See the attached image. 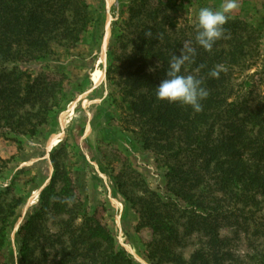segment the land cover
<instances>
[{
  "label": "rangeland",
  "instance_id": "rangeland-1",
  "mask_svg": "<svg viewBox=\"0 0 264 264\" xmlns=\"http://www.w3.org/2000/svg\"><path fill=\"white\" fill-rule=\"evenodd\" d=\"M80 1L86 6L88 24L78 43L53 46L44 59L6 66L22 89L34 81H48L54 96L47 102L50 110L37 113L26 129L0 133V221L7 217L0 222L4 231L0 264L19 263L18 232L38 208L40 195L56 172L49 210L36 223L38 239L32 243L41 264H87L83 257L87 253L95 254V264H102L112 250L125 252L134 264H191L195 255L208 251L201 233L186 235L180 227L178 239L167 241L152 228L166 210L159 200L170 198L166 168L143 147L116 87L123 73L118 56L123 50L115 41L128 32L130 17L150 25L142 14L158 10L157 23L174 25V32L189 46L199 9L223 10L227 23L215 48L228 50L234 34L245 43L237 64L225 66L231 91L227 102H246L253 108L264 104V0ZM132 48L128 45L125 55ZM31 104L24 109L38 112L39 103ZM40 120L38 127H30ZM261 207L256 220L264 217V204ZM246 226L247 230L240 225L221 227L219 237L231 240L227 247L232 264H264V238L254 235L251 223ZM62 251L72 252L70 262L64 263Z\"/></svg>",
  "mask_w": 264,
  "mask_h": 264
},
{
  "label": "trees",
  "instance_id": "trees-1",
  "mask_svg": "<svg viewBox=\"0 0 264 264\" xmlns=\"http://www.w3.org/2000/svg\"><path fill=\"white\" fill-rule=\"evenodd\" d=\"M159 14L158 10L142 14L144 19L151 20L150 25H141L140 17H130L126 22L128 32L118 35L115 41L123 50L118 55L123 73L119 74L116 87L128 104L143 147L166 168V191L170 198L166 202L159 200L160 207L166 210L163 216L159 213L162 220L154 222L152 228L167 241L178 239L180 227L186 235L201 233L208 251L195 255L191 264L198 260L200 264H232V251L227 247L231 240L219 237L221 227L240 225L247 230L248 222L253 225L254 235L264 238V217L255 218L264 204V104L258 102L251 108L246 102L228 103V73L221 72L219 78L210 76L215 66L237 64L244 54L245 43L236 34L228 50L218 51L215 42L210 51H205L195 45L194 39L188 41L189 46L196 47V54L182 74L203 81L209 95L202 101L201 112L157 99L155 88L165 78L171 57L185 47L179 38L182 35L174 32V25L165 27L157 23ZM87 17L86 6L80 0H0L1 134L26 129L37 113L44 115L50 110L47 102L54 96L50 91L53 85L48 81H34L22 89L15 73L8 72L6 66L44 59L52 53L53 46L75 45L87 30ZM148 32L151 36H146ZM133 35L135 38L129 39ZM128 45L133 48L125 55ZM30 103L31 107L39 103L38 112L24 109ZM42 120L30 127H38ZM57 152L53 151L52 157ZM56 175L41 193L38 208L18 232V264H41L32 243L38 239L36 223L49 210ZM247 208L250 209L246 212ZM6 209L10 210V206ZM149 212L151 218L154 214ZM6 220L7 217L0 222ZM3 236L0 228V247ZM164 248L167 249L161 250ZM61 253L66 259L64 263L70 262L67 257L72 252ZM83 257L88 259L87 264H95V254ZM102 264L134 263L125 252L112 250L105 254Z\"/></svg>",
  "mask_w": 264,
  "mask_h": 264
},
{
  "label": "clouds",
  "instance_id": "clouds-1",
  "mask_svg": "<svg viewBox=\"0 0 264 264\" xmlns=\"http://www.w3.org/2000/svg\"><path fill=\"white\" fill-rule=\"evenodd\" d=\"M193 22L195 24V45L205 51H210L214 43L223 36L227 17L223 10L202 7L195 14ZM146 36H151V33H146ZM195 54L196 47L185 46L178 55H173L169 61L165 78L160 81L155 92L160 101L190 107L194 113H199L203 109L202 101L208 97L209 93L201 79L191 74H182L184 66L192 62ZM226 70L224 65H217L210 72V76L219 78L221 72Z\"/></svg>",
  "mask_w": 264,
  "mask_h": 264
}]
</instances>
